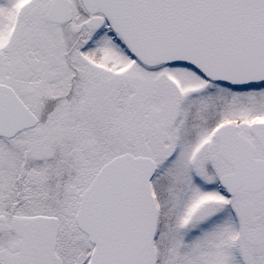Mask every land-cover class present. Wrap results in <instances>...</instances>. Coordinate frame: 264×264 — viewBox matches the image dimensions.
I'll use <instances>...</instances> for the list:
<instances>
[{"label":"snow or ice","instance_id":"obj_1","mask_svg":"<svg viewBox=\"0 0 264 264\" xmlns=\"http://www.w3.org/2000/svg\"><path fill=\"white\" fill-rule=\"evenodd\" d=\"M0 264H264V0H0Z\"/></svg>","mask_w":264,"mask_h":264}]
</instances>
